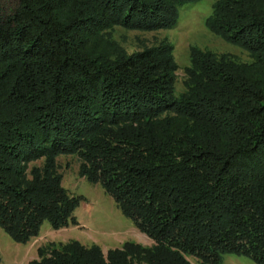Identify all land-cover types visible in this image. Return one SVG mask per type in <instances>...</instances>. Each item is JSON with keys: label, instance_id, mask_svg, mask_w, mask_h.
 Returning a JSON list of instances; mask_svg holds the SVG:
<instances>
[{"label": "trees", "instance_id": "obj_1", "mask_svg": "<svg viewBox=\"0 0 264 264\" xmlns=\"http://www.w3.org/2000/svg\"><path fill=\"white\" fill-rule=\"evenodd\" d=\"M198 1L0 3V227L27 242L76 224L57 165L76 154L154 241L52 242L28 264H264V0L215 1L208 28L253 60L193 48L180 93L172 44L129 53L110 36L171 29Z\"/></svg>", "mask_w": 264, "mask_h": 264}, {"label": "rangeland", "instance_id": "obj_2", "mask_svg": "<svg viewBox=\"0 0 264 264\" xmlns=\"http://www.w3.org/2000/svg\"><path fill=\"white\" fill-rule=\"evenodd\" d=\"M216 0H201L185 3L179 7V18L175 27L157 31H143L115 26L110 36L119 42L129 53L152 47L162 42L174 46V59L178 64L176 71V91L182 92L187 78L186 68L191 65L193 48L227 54L237 61L251 62L252 56L246 49L229 43L214 34L206 21L213 11ZM6 12L16 6V0H0ZM44 160L31 164L43 165ZM82 160L78 155H60L57 157L58 171L63 174V186L67 191L80 198L74 212L76 224L54 229L49 222L42 226L40 234L30 241H16L0 227V264H28L38 258V249L49 243L62 244L79 241L84 245L98 244L106 253L111 248H120L127 241L151 246L154 241L126 216L114 197L101 183L90 182L80 170ZM193 264H201L200 259L188 255ZM221 264H257L252 257L226 253Z\"/></svg>", "mask_w": 264, "mask_h": 264}]
</instances>
